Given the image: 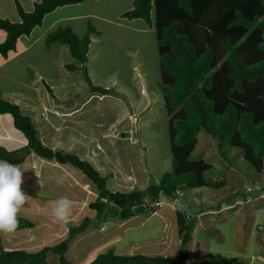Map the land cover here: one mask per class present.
<instances>
[{"label":"rangeland","instance_id":"rangeland-1","mask_svg":"<svg viewBox=\"0 0 264 264\" xmlns=\"http://www.w3.org/2000/svg\"><path fill=\"white\" fill-rule=\"evenodd\" d=\"M32 1L36 0L18 3L26 10ZM121 1L83 4L78 13H90V19L102 11L109 10L110 15ZM58 12L62 11L48 18L58 17ZM0 17L17 20L16 0H0ZM117 17L116 24L96 18L89 22L93 32L86 64L92 83L113 90L111 94L116 96L92 93L80 70L82 65L69 47L60 46V51L55 44L46 43L51 31L36 33L28 52L25 44L31 36L18 41L20 52L0 66V91L32 118L45 146L66 150L89 161L107 177L109 190L127 192L158 183L171 170V141L164 99L155 84L160 81L155 35L138 38L122 27L126 20ZM48 18L44 20L45 27ZM1 30L0 37H4ZM140 44L151 50L147 54L148 70L144 71L141 65L142 73L134 56ZM128 52L133 53L130 58ZM131 63L137 67L134 75ZM65 64H75L79 69L69 71L63 68ZM39 71L43 74L40 78ZM0 124L5 127L0 144L23 146L25 139L14 128L11 117L0 115ZM217 144V139L199 134L194 156L213 164L214 173L209 177L213 182H224L222 187L187 189L178 193L179 199L162 197L155 212L125 221L108 219L97 227L91 225L70 239L67 259L73 264H89L110 249L122 255H174L181 248L179 212L188 209L191 211L187 214H194L197 223L192 240L184 247L187 262L204 260L211 253L218 259L237 257L238 264H259L258 257L264 254V171H255L238 150L223 157ZM2 166L11 167L0 161ZM16 168L7 170L10 180L0 183V206L7 209L12 220L26 216L36 227L26 229V234H16L20 237L11 241L10 247L24 249L26 244L27 249V243L34 242L35 247L28 250H39L46 244L54 245L69 238L71 225H79L85 217H95L96 212L89 204L96 199L97 189L77 168L42 160L36 155L28 156ZM241 192H252V198L244 201L240 195L235 196ZM20 194H26L25 205L19 200ZM227 198L234 202L225 203ZM220 201L219 210L211 208ZM201 205L207 211L199 213ZM22 207L26 208V214L21 212ZM2 228L4 235L9 226ZM39 239L45 241L39 245ZM57 260V256L48 259L50 263Z\"/></svg>","mask_w":264,"mask_h":264},{"label":"trees","instance_id":"trees-1","mask_svg":"<svg viewBox=\"0 0 264 264\" xmlns=\"http://www.w3.org/2000/svg\"><path fill=\"white\" fill-rule=\"evenodd\" d=\"M83 1L40 0L31 11H26L16 0L20 21L0 18V29L6 33V38L0 42V55L7 58L16 53L18 40L30 37L57 8ZM120 18L141 20L155 30L160 71L156 87L169 117L172 168L158 183L152 182L146 188L111 191L107 188V177L90 162L66 150L56 151L45 146L32 118L24 115L17 104L4 99L0 91V114L12 118L14 127L27 142L26 146L12 151L0 146V159L19 165L33 152L48 161L70 164L81 171L98 192L89 204L96 212L95 217H85L79 225H71L69 238L54 245L46 244L34 252L6 250L0 233V264H51L50 256L58 257L52 264H73L66 257L70 239L91 225L97 227L108 219L125 221L155 212L162 197L179 199L178 193L187 189L222 187L224 182H213L209 177L214 173L213 164L194 156L199 134L217 139L223 157L238 150L255 171H264V0H132L131 9L121 13ZM86 32L79 37L71 26L58 27L48 34L46 43L68 46L82 65L80 70L90 91L111 94L113 90L94 85L89 77L86 64L93 32L91 25ZM66 68L79 69L75 64H66ZM48 89L52 93L49 86ZM251 193L241 192L235 196L240 195L246 201L252 198ZM20 195L19 200L25 202L26 194ZM225 201L234 202L228 198ZM221 205L222 201L211 208L219 210ZM187 211L179 212L181 248L174 255H122L110 249L89 264H238L237 257L218 259L211 253L201 261H186L188 255L184 247L192 240L197 223V217ZM202 211H207L205 205L199 207V213ZM3 225L14 231L36 226L25 216L12 220L0 206V230Z\"/></svg>","mask_w":264,"mask_h":264},{"label":"crops","instance_id":"crops-1","mask_svg":"<svg viewBox=\"0 0 264 264\" xmlns=\"http://www.w3.org/2000/svg\"><path fill=\"white\" fill-rule=\"evenodd\" d=\"M19 2H20V0H18ZM40 0H36V1H32V3H31V5H29L28 7H27V9H26V11H31L33 8H34V4H35V2H39ZM99 1H101V0H85L84 2H82V3H79V4H76V5H69V6H66V7H61V8H57L56 10H54L53 12H51L50 14H48L46 17H45V19L46 18H48L50 15H52V14H55L56 13V11H62V12H58V14H59V16L58 17H55V18H48V25H47V27H45V24H44V21H43V24H42V26L40 27V28H36V29H34V31L32 32V34L30 35L31 36V38H29L28 40H27V42H26V44H25V49H26V52H28L31 48H32V44H33V41H34V39H35V34L36 33H38V32H41V33H44V32H47V31H54L55 29H57L58 27H64V26H71L72 27V29L74 30V32L78 35V36H83L85 33H86V31H88V23L90 22L91 23V20L93 19V18H96L97 20H99L100 22H103V21H107V23H114V24H116V21H114V18H116L117 16H119L121 13H123V12H125L126 10H128V9H130L131 7H132V0H130V2H129V4H127V3H125V0H122L121 2H119L118 4L119 5H115V7H113L112 9H113V11H112V13L111 14H113L112 15V17L109 15V10L108 11H102V12H98L97 14H96V17H94V16H92L91 17V19L89 18V16H90V13H86V12H83L82 14H80V13H78V11L83 7V4H90V3H92V2H99ZM15 3V2H14ZM122 3H124V4H122ZM126 4V7H123L124 5ZM111 10V9H110ZM66 11H68L67 13H65ZM60 15H61V17H60ZM2 16V15H1ZM116 16V17H115ZM2 17H5V16H2ZM2 17H0V18H2ZM60 17V18H59ZM118 18V17H117ZM8 19V18H7ZM44 19V20H45ZM88 19H90L89 21H88ZM84 21L82 24H81V21ZM14 21H20V18L18 17L17 18V20H14ZM135 22H139V20H136V21H126V24H122V27L124 28V29H127L128 31H131V32H134L135 34H136V36L138 37V38H142V39H144L145 38V36H147V35H155V30L154 29H149L146 25H145V23L144 22H141V24H134ZM78 25V26H77ZM3 33H4V37H0V42H2V41H4V39L6 38V33L3 31V30H1ZM85 32V33H84ZM100 32V31H99ZM154 37H156V36H154ZM24 38V36L23 37H21L18 41L20 42V40L21 39H23ZM156 39V38H155ZM141 44H143V42L141 41L140 42ZM156 43V42H155ZM53 44H55V46L57 47V49H59L60 51H61V48H60V46H63V47H65L66 45H60V44H58V43H53ZM139 45V46H137L136 47V51H134V56H136L137 57V61H135V62H137V63H135V62H133V63H135V64H140V67H139V69H140V72L142 73V70L144 69V71H146L147 72V66H148V63L146 62L147 60H148V57H147V54H150V49H147V47H141L142 45ZM153 48V47H152ZM20 46H19V49H18V51L16 52V54H18L20 51ZM15 53H11L10 54V56L9 57H7V58H4V57H2L1 55H0V66L3 64V63H6V62H9L10 60H12V57H14L15 55H16ZM131 54H133V53H129L128 52V55H129V58H130V56H131ZM143 54H145V55H143ZM54 60V59H53ZM56 60V59H55ZM49 61H51V60H49ZM77 61V60H76ZM78 62V61H77ZM63 63V62H62ZM150 64V63H149ZM64 64H61V66H63ZM141 65L143 66V69H142V67H141ZM136 66H132V63H131V66H130V70L133 72V71H135V70H137V67L135 68ZM63 68H66V64H65V66L63 67ZM67 69V68H66ZM68 70V69H67ZM39 73V78L43 75L42 74V71L40 72H38ZM133 75H134V72H133ZM35 76V75H34ZM36 77V76H35ZM120 77V76H119ZM43 79V78H42ZM156 84V83H155ZM112 95V94H111ZM3 96V95H2ZM112 96H116V95H112ZM4 98V97H3ZM5 99V98H4ZM7 100V99H6ZM7 101H9V100H7ZM11 102V101H10ZM16 104V103H15ZM18 105V104H17ZM19 106V105H18ZM20 107V106H19ZM25 107H26V104H25ZM24 107V108H25ZM0 115H2V116H4V114H0ZM9 116V115H8ZM168 116V115H167ZM10 117V116H9ZM12 119V118H11ZM168 119H169V117H168ZM12 123H13V120H12ZM14 126V125H13ZM2 128H5V127H2V125L0 124V136L1 135H3V131H2ZM15 128V127H14ZM19 132V131H18ZM2 137H0V139H1ZM23 141H21V143H22ZM20 143V144H21ZM0 145H2V144H0ZM14 147H9V146H6V145H3V146H5L6 148H8V149H10V150H12V149H16L15 147H16V145H14V144H12ZM7 170H11V171H13V168H6V166H2L1 168H0V171H1V173H0V183H2V184H5L8 180H10V175H8V176H6V173H7ZM5 173H4V172ZM4 187H6V185L4 186ZM1 190V189H0ZM5 191V190H4ZM8 191H11V192H13L11 189H8ZM7 192V191H6ZM1 193H3V190L1 191ZM14 193V192H13ZM13 193H10L9 195H13ZM23 204L25 205L26 204V200H25V202H23ZM23 209L21 210V212L22 211H24L23 213H25L26 214V208L25 207H22ZM3 209H5L6 211H7V209L6 208H3ZM8 212V211H7ZM26 217V216H25ZM5 226H7L8 227V225H4L3 227H5ZM36 227V226H35ZM34 227V228H35ZM34 228H32V229H34ZM9 229H11V228H6V230H5V233H4V235L6 236L5 238H4V235H2L3 234V228L0 230V233H1V237H2V243H3V246H4V249H6V250H11V249H15V248H12V247H10L9 246V243L11 242V241H15V240H17V239H19V237L18 236H15L16 234H21V233H24V234H26V229H24V230H19V231H14V230H12V231H9ZM39 241V245L43 242V241H45L44 239L43 240H41V239H39L38 240ZM27 245H28V248L26 249V244H25V247H24V249L25 250H28V249H30L29 247H32V246H34L35 247V245H34V242H28L27 243ZM38 245V246H39ZM28 251H31V252H34V251H37L36 249H32V250H28ZM261 256L262 257H258V261H259V264H264V254L262 253L261 254ZM193 262H195V261H193ZM247 264H253V263H247Z\"/></svg>","mask_w":264,"mask_h":264},{"label":"clouds","instance_id":"clouds-1","mask_svg":"<svg viewBox=\"0 0 264 264\" xmlns=\"http://www.w3.org/2000/svg\"><path fill=\"white\" fill-rule=\"evenodd\" d=\"M93 93V92H92ZM103 96V95H102ZM104 96H106V95H104ZM16 129V128H15ZM17 130V129H16ZM18 131V130H17ZM21 144H23V142L21 143ZM27 145V142H26V140H25V143L23 144V146H21V147H19V148H16V149H12V150H18V149H20V148H22V147H24V146H26ZM0 146H2V147H4L5 149H7V150H10V149H8V148H6L5 146H3V145H0ZM12 150H10V151H12ZM30 155H36L35 153H30L28 156H30ZM27 156V157H28ZM37 156V155H36ZM27 157H25V160L21 163V164H19V165H12V164H10V163H8V162H6V161H4V160H1L0 159V161H2V162H4V163H7L8 165H10L11 167H8V168H15V167H19V166H21V165H23L25 162H26V158ZM38 157V156H37ZM38 158H40V157H38ZM40 159H42V158H40ZM42 160H45V159H42ZM85 160V159H84ZM48 161V160H47ZM87 161V160H86ZM89 162V161H88ZM57 164H59V163H57ZM60 165H70V164H60ZM72 166V165H71ZM16 168V169H17ZM82 173V172H81ZM83 174V173H82ZM84 175V174H83ZM16 221V220H15ZM4 226V225H3ZM10 228V227H9ZM10 250V249H9ZM11 250H13V249H11ZM25 250V249H24Z\"/></svg>","mask_w":264,"mask_h":264}]
</instances>
